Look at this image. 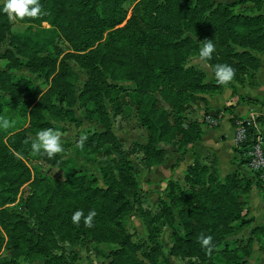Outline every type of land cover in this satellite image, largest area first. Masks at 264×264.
<instances>
[{"label":"rangeland","instance_id":"374dc122","mask_svg":"<svg viewBox=\"0 0 264 264\" xmlns=\"http://www.w3.org/2000/svg\"><path fill=\"white\" fill-rule=\"evenodd\" d=\"M39 3L35 18L0 12V118L11 123L0 128V264H264V180L241 157L227 169L206 155L172 191L150 169L210 127L194 110L205 94L264 86V0ZM137 6L145 30L113 29L80 51L100 22ZM206 39L215 50L202 60ZM217 65L234 69L226 85ZM254 118L239 117L263 139L264 110ZM47 128L63 147L52 158L31 148ZM78 209L96 211L92 227L72 223ZM209 212L222 217L212 224Z\"/></svg>","mask_w":264,"mask_h":264},{"label":"crops","instance_id":"0c3cea01","mask_svg":"<svg viewBox=\"0 0 264 264\" xmlns=\"http://www.w3.org/2000/svg\"><path fill=\"white\" fill-rule=\"evenodd\" d=\"M259 86H261V83H259L256 87L251 85H242L239 87V95H247L250 98L264 97V86ZM239 95H234V92L231 89H227L224 94H216L213 97L209 94L204 95L206 98L205 104L194 108L196 117L204 112H208L211 115H217V113H219L226 105H233L232 112H226V115L222 118L219 127L213 128L203 126L204 133L202 134V137L186 145L187 150L184 149L182 151L184 152L182 156L179 155L178 157V154L175 153L173 158H168L167 161L150 167V169H152V173H154L153 175L151 174L154 181L162 180L164 177V179H167L165 186V189H167L170 187V183L179 182L182 178L180 174L185 175L184 170L190 171L191 167L202 163V159L209 154H214L223 168H234L232 162L238 155L234 152L235 126L231 121L229 114L235 117H242L246 119L251 118L254 120V117L264 110V106H262V104H249L248 102L239 103ZM188 106H190V104L187 105V108L190 109L191 106ZM258 124L259 123H256V126ZM256 135L261 136V134ZM178 159H181V161H178ZM210 174L211 172L209 175Z\"/></svg>","mask_w":264,"mask_h":264},{"label":"clouds","instance_id":"9594fccd","mask_svg":"<svg viewBox=\"0 0 264 264\" xmlns=\"http://www.w3.org/2000/svg\"><path fill=\"white\" fill-rule=\"evenodd\" d=\"M0 12L6 13L10 21L23 19L25 17L35 18L42 15V8L39 0H0ZM206 43L200 48L199 56L202 60H209L215 50V45L211 39H206ZM215 79L218 84L226 85L229 83L234 75V69L229 65H217L214 69ZM11 123L8 119L0 118V128H8ZM86 136L81 137L78 141L79 146L83 147ZM61 137L58 131L47 128L42 129L36 133V139L32 142L31 148L34 153L46 154L48 158L54 157L55 154L63 151L60 143ZM96 216V211L90 210L87 216L84 215L83 210H76L71 216V221L77 226L83 217L86 227L93 226V219ZM201 247L205 248L209 253L212 250V237L201 235L198 240Z\"/></svg>","mask_w":264,"mask_h":264},{"label":"trees","instance_id":"16d2710c","mask_svg":"<svg viewBox=\"0 0 264 264\" xmlns=\"http://www.w3.org/2000/svg\"><path fill=\"white\" fill-rule=\"evenodd\" d=\"M138 12H139V7L137 6V7L134 8V10H133V16L130 19H126V17H125L126 12H125L123 18L121 17L120 19H117V20L115 19L114 21L113 20L106 19L104 22H100L99 26H100L101 31H100L99 36L97 35V39L94 40L93 42H90L87 46L80 47V49H81L80 51H82V50L84 51V50L89 49L90 47H93L97 41H100L102 39L103 34L105 32H108V31L113 30V29H116L115 31L118 30V32H125V31H128V30H133L135 32H138L140 30H145L146 29V24L143 21V18L140 15H138ZM237 94L238 93L236 91H234V95H237ZM255 102L256 103L257 102L260 103V101H257V100ZM239 103H241V101ZM232 110H233V105H229V106H226L224 108V111H223L222 114H217V115H219V116H221V118H223L227 111L229 113V112H232ZM237 119H239V117H233V118H231V121L233 122V124H235V122H236ZM200 138L201 137L192 138L189 143H192V142H194V141H196V140H198ZM256 138H257V135L255 134L254 129L251 127V125H249V143H252L254 140H256ZM189 143H186L185 145H188ZM247 146H248V143L247 144H244L242 146V148H240V149L239 148H234L235 151H236V154L242 155L241 159L243 160L244 163L247 161L244 158V154L248 150ZM198 165L190 168L189 176L196 177L197 172H198V168H199ZM175 185H177L176 182L170 183L169 190L172 191L174 189ZM113 186H114V184H113ZM175 194L177 196V198L174 199L176 202L179 201L178 200V194L179 195L180 194L181 195H184V193L183 192H180V191H177V192L175 191ZM176 202H174L173 204L175 206H178V204ZM198 211H200V209H196V210L194 209L192 211V215L195 214V212H198ZM187 213H188V211H186V213H185L186 216H187ZM207 216H209L208 221L210 223H212V224L215 223L218 220V218L222 217V216L218 215L217 213L215 215H213L211 212H209L207 214ZM188 218H190V217H188ZM208 221H202V222H200L201 225H203V226L205 225L204 226V228H205L204 230H206V226H208V224H207ZM191 222L197 223V221L195 219H193V220L192 219H189V221H187L186 223L189 224L190 227H192L193 224ZM202 223H204V224H202ZM190 231H192V230H190ZM190 231H189V233H191ZM126 245H128L127 242L125 244V247L123 246V248H126Z\"/></svg>","mask_w":264,"mask_h":264},{"label":"built area","instance_id":"2783aa9c","mask_svg":"<svg viewBox=\"0 0 264 264\" xmlns=\"http://www.w3.org/2000/svg\"><path fill=\"white\" fill-rule=\"evenodd\" d=\"M221 116L209 115L205 121L210 127H219L221 124ZM249 125L250 123L244 119H237L235 122V139L234 147L242 148L244 144L248 143V150L244 154L247 160L245 165L251 172L260 173L261 178L264 180V143L261 137H257L252 143H249ZM239 157L242 155L238 154Z\"/></svg>","mask_w":264,"mask_h":264}]
</instances>
